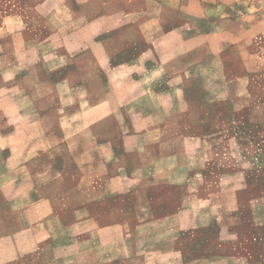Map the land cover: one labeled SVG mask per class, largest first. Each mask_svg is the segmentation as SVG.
Instances as JSON below:
<instances>
[{"label":"crops","instance_id":"0c3cea01","mask_svg":"<svg viewBox=\"0 0 264 264\" xmlns=\"http://www.w3.org/2000/svg\"><path fill=\"white\" fill-rule=\"evenodd\" d=\"M222 7L0 0V264L264 260V17Z\"/></svg>","mask_w":264,"mask_h":264},{"label":"rangeland","instance_id":"374dc122","mask_svg":"<svg viewBox=\"0 0 264 264\" xmlns=\"http://www.w3.org/2000/svg\"><path fill=\"white\" fill-rule=\"evenodd\" d=\"M209 1H207L206 5H208ZM219 5H222L224 11L230 8L233 15L241 16L242 8L248 7L250 8L251 14L257 15L260 17H264V0H236L237 6L233 8L232 5L227 4V0H216ZM261 42L259 43L256 49V53L260 51ZM259 60V59H257ZM253 76L259 77L260 70H254ZM263 136V137H261ZM247 138H250L252 141V145L248 146L245 149V157L246 166L244 168H248V176L246 179L247 188L250 189L253 193H260L264 191V134H260V127L252 128L250 132L246 134ZM262 141V142H261ZM251 264H264V260L262 261H254Z\"/></svg>","mask_w":264,"mask_h":264}]
</instances>
